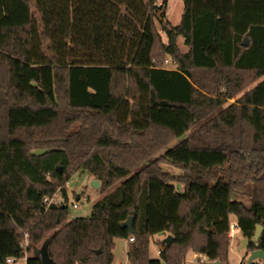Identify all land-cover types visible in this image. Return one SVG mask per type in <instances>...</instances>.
<instances>
[{
  "label": "trees",
  "instance_id": "trees-1",
  "mask_svg": "<svg viewBox=\"0 0 264 264\" xmlns=\"http://www.w3.org/2000/svg\"><path fill=\"white\" fill-rule=\"evenodd\" d=\"M169 1L0 0V263L51 236L53 264H114L116 238L130 264H229L234 221L264 250V0H183L177 25ZM79 170L105 196L69 220Z\"/></svg>",
  "mask_w": 264,
  "mask_h": 264
},
{
  "label": "rangeland",
  "instance_id": "rangeland-1",
  "mask_svg": "<svg viewBox=\"0 0 264 264\" xmlns=\"http://www.w3.org/2000/svg\"><path fill=\"white\" fill-rule=\"evenodd\" d=\"M184 10L183 0H170L168 4V20H170L174 25L180 23L182 14ZM159 26V25H158ZM163 38L165 35L162 33ZM180 47L182 51H187L188 48L185 45L182 38H180ZM255 83H253L254 85ZM234 99L232 100V102ZM166 169L172 172H179L178 169L172 167L171 165L164 166ZM92 178L86 171H76L74 172L67 181V189L69 191V212L70 217L69 220H72L77 217H87L89 216L94 208V205L103 199L105 193L101 192V182L99 187H94L92 185ZM180 191H183V185H179L178 187ZM79 197H88L89 200L83 201L79 203V207L74 208L73 203L77 201ZM235 223V221L233 222ZM231 237V247L229 251V264H247L249 256L251 254V250L248 249L249 245L242 246V241L245 237H243L238 229L235 231H230ZM163 236V233H158L151 238L150 243V254L152 257H158V240ZM116 248L114 250L115 254V262L114 264H130L128 259V243L124 238H116L115 239ZM39 245L38 247H40ZM194 253H198L195 251H189L185 257V264H199L198 262H193L192 257ZM33 255V251L28 253V256ZM258 264H264V260L256 259L254 260ZM19 264H23L21 261Z\"/></svg>",
  "mask_w": 264,
  "mask_h": 264
},
{
  "label": "water",
  "instance_id": "water-1",
  "mask_svg": "<svg viewBox=\"0 0 264 264\" xmlns=\"http://www.w3.org/2000/svg\"><path fill=\"white\" fill-rule=\"evenodd\" d=\"M249 43H250V39L247 34L244 37L242 44L248 45ZM92 185L94 187H99L100 181L98 179H93ZM134 219H135V216H130L126 221L122 223V226L124 228H128L131 233L134 232ZM263 229H264L263 226L258 224L256 228V233L254 237L251 239L256 244V246H258L259 244V239L261 237ZM51 238H52L51 236L48 237L47 239L44 240V242L41 244L40 247H36L34 249V255L40 258L43 264H53V260L49 253V244H50ZM173 241H174V236L172 234H168L164 237L162 242L166 244V246H170ZM244 245H249L248 238L243 239L242 246ZM256 259L264 260V250L263 249L257 248V249L252 250L249 256V259H248V263L250 264ZM213 264H223V263L221 261H215Z\"/></svg>",
  "mask_w": 264,
  "mask_h": 264
},
{
  "label": "built area",
  "instance_id": "built-area-1",
  "mask_svg": "<svg viewBox=\"0 0 264 264\" xmlns=\"http://www.w3.org/2000/svg\"><path fill=\"white\" fill-rule=\"evenodd\" d=\"M163 0H157L158 4H161ZM173 63V61L170 58H166L165 60V65L169 66ZM81 199L83 201H87L89 200L88 197H79L77 199V201H75L72 205L74 208L79 207V203L81 202ZM44 202V207L46 210H48L49 208H51L54 205H65L66 201L64 198V195L61 191L60 188H58L53 194L51 195H47L44 197L43 199ZM237 229V223H232L231 224V231H235ZM25 237V241H24V246L27 249L28 244H29V235L28 233H25L24 235ZM130 240H134L133 237L130 238ZM158 253H160V251L158 250ZM27 257H28V251H26V254L23 258L20 259H16L15 257H9L7 258L5 263H0V264H19L21 261H23V264H27ZM205 259V257L200 254V253H194L193 257H192V261L193 262H202Z\"/></svg>",
  "mask_w": 264,
  "mask_h": 264
},
{
  "label": "crops",
  "instance_id": "crops-1",
  "mask_svg": "<svg viewBox=\"0 0 264 264\" xmlns=\"http://www.w3.org/2000/svg\"><path fill=\"white\" fill-rule=\"evenodd\" d=\"M164 237H165V234H163V236L160 237L158 240L163 241ZM126 241H127V240H126Z\"/></svg>",
  "mask_w": 264,
  "mask_h": 264
}]
</instances>
